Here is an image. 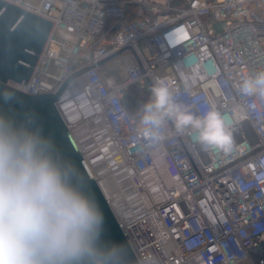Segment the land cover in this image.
Wrapping results in <instances>:
<instances>
[{
  "label": "built area",
  "instance_id": "1",
  "mask_svg": "<svg viewBox=\"0 0 264 264\" xmlns=\"http://www.w3.org/2000/svg\"><path fill=\"white\" fill-rule=\"evenodd\" d=\"M6 1L54 21L28 84L13 86L55 91L95 63L69 89L108 127L139 194L144 178L152 182L140 209L118 220L140 263L264 264V99L237 87L264 70V0ZM128 47L137 58L127 78L104 80L101 63ZM161 77L193 113L214 105L226 117L231 152L205 150L191 130L177 133L171 122L159 139L143 131L125 96L131 85L151 88L149 80Z\"/></svg>",
  "mask_w": 264,
  "mask_h": 264
},
{
  "label": "clouds",
  "instance_id": "2",
  "mask_svg": "<svg viewBox=\"0 0 264 264\" xmlns=\"http://www.w3.org/2000/svg\"><path fill=\"white\" fill-rule=\"evenodd\" d=\"M264 99V70L237 85ZM140 124L153 139L171 122L205 150L231 152L234 129L213 105L193 113L156 78ZM2 99V97H0ZM103 210L76 164L60 154L34 113L0 111V264H126L127 247L107 238Z\"/></svg>",
  "mask_w": 264,
  "mask_h": 264
},
{
  "label": "water",
  "instance_id": "3",
  "mask_svg": "<svg viewBox=\"0 0 264 264\" xmlns=\"http://www.w3.org/2000/svg\"><path fill=\"white\" fill-rule=\"evenodd\" d=\"M54 21L32 10L0 0V111L17 118L34 113L45 134L55 141L62 156L73 161L103 210L107 238L127 247L126 264H141L124 230L104 196L98 178L90 169L84 152L77 146L71 126L63 116L61 103L72 81L94 64L69 75L55 91L29 94L11 82L28 84L52 32ZM131 50L132 47L125 50ZM124 50V51H125ZM123 51L111 55L105 61ZM103 61V62H105ZM102 62V63H103ZM101 63V64H102ZM153 82L149 80V85Z\"/></svg>",
  "mask_w": 264,
  "mask_h": 264
},
{
  "label": "bare ground",
  "instance_id": "4",
  "mask_svg": "<svg viewBox=\"0 0 264 264\" xmlns=\"http://www.w3.org/2000/svg\"><path fill=\"white\" fill-rule=\"evenodd\" d=\"M84 101L71 87L61 103V111L71 126L77 146L84 152L90 169L98 178L99 186L119 220L125 213L140 209L138 198L149 197L153 189L152 182L144 178L145 186L142 187L145 190L139 194L140 186L132 170L128 165H123L126 169L122 171L108 127L90 115Z\"/></svg>",
  "mask_w": 264,
  "mask_h": 264
},
{
  "label": "rangeland",
  "instance_id": "5",
  "mask_svg": "<svg viewBox=\"0 0 264 264\" xmlns=\"http://www.w3.org/2000/svg\"><path fill=\"white\" fill-rule=\"evenodd\" d=\"M134 63H135V56L133 52L128 49L116 55L115 57L107 60V62L105 63V66L102 68V72L110 76H113L117 80V83L120 84L123 80L127 78L128 69ZM100 72H101V69H100ZM12 84L13 82H11V85ZM78 101H80L79 98H78ZM81 115H82V112H81Z\"/></svg>",
  "mask_w": 264,
  "mask_h": 264
},
{
  "label": "trees",
  "instance_id": "6",
  "mask_svg": "<svg viewBox=\"0 0 264 264\" xmlns=\"http://www.w3.org/2000/svg\"><path fill=\"white\" fill-rule=\"evenodd\" d=\"M134 5H129V9L133 10ZM109 26L111 23L108 24ZM150 88H142L139 84L131 85L128 93L125 96L127 107L133 116H141L143 105L146 104L150 99ZM264 252V243L262 245Z\"/></svg>",
  "mask_w": 264,
  "mask_h": 264
},
{
  "label": "crops",
  "instance_id": "7",
  "mask_svg": "<svg viewBox=\"0 0 264 264\" xmlns=\"http://www.w3.org/2000/svg\"><path fill=\"white\" fill-rule=\"evenodd\" d=\"M27 1H29V2H31V3H33V4H38V3L40 2V0H27ZM106 62H107V61L103 62V63L101 64V66H100L101 74H102L104 80L109 79V80H113L115 83H117V80H116L113 76H110V75H108V74L102 72V68L105 66V63H106ZM117 84H118V83H117ZM127 93H128V92H127ZM125 101H126V100H125Z\"/></svg>",
  "mask_w": 264,
  "mask_h": 264
}]
</instances>
